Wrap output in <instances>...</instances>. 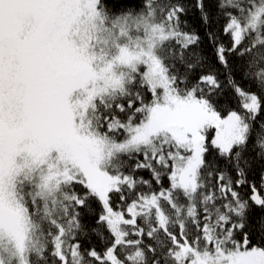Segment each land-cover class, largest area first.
I'll return each mask as SVG.
<instances>
[{
  "label": "snow or ice",
  "instance_id": "obj_1",
  "mask_svg": "<svg viewBox=\"0 0 264 264\" xmlns=\"http://www.w3.org/2000/svg\"><path fill=\"white\" fill-rule=\"evenodd\" d=\"M0 264H264V0H0Z\"/></svg>",
  "mask_w": 264,
  "mask_h": 264
},
{
  "label": "trees",
  "instance_id": "obj_2",
  "mask_svg": "<svg viewBox=\"0 0 264 264\" xmlns=\"http://www.w3.org/2000/svg\"><path fill=\"white\" fill-rule=\"evenodd\" d=\"M128 2L131 4L134 2V0H128ZM223 21H219L218 23L214 24V28L218 29L220 27V24H222ZM188 24L192 29L197 30L201 35L203 34V28L199 23L198 16L194 12L189 15L188 17ZM224 42L227 43V38L224 37ZM209 59V62L215 65L216 69V74L218 76V79L221 80L222 82V94L219 97V102L226 107H232L235 108L236 110H240L239 107V98L229 89L228 87L225 86V76H224V69L221 68L218 64H215L214 56L212 54V50L207 44L205 43L204 45H201L200 49ZM145 177L148 176V173H143ZM95 242V241H94Z\"/></svg>",
  "mask_w": 264,
  "mask_h": 264
}]
</instances>
